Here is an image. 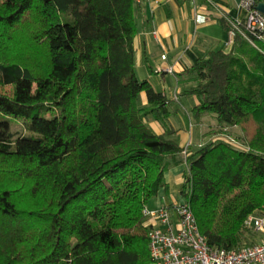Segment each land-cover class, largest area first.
<instances>
[{"label": "trees", "instance_id": "1", "mask_svg": "<svg viewBox=\"0 0 264 264\" xmlns=\"http://www.w3.org/2000/svg\"><path fill=\"white\" fill-rule=\"evenodd\" d=\"M137 9L0 0V264H152L144 212L182 163L180 197L209 246L257 242L245 238L264 212V54L239 36L185 73L194 119L214 116L217 134L250 149L216 140L185 158L171 100L137 76Z\"/></svg>", "mask_w": 264, "mask_h": 264}, {"label": "crops", "instance_id": "2", "mask_svg": "<svg viewBox=\"0 0 264 264\" xmlns=\"http://www.w3.org/2000/svg\"><path fill=\"white\" fill-rule=\"evenodd\" d=\"M197 16L205 21H197ZM224 16L241 20L245 13L241 0H153L137 9L139 34L135 39L137 76L167 96L172 103L170 123L177 131L181 148L198 149L215 141L220 134H210L216 128L214 116L194 119L192 111L199 105L196 96L185 95L192 77L185 75L200 58L212 52H229L228 29ZM142 104H147L145 94ZM157 135L162 128L150 123ZM236 129V128H235ZM186 165L182 163L165 174L168 189L161 190L149 211L184 203L183 189ZM181 200V201H179ZM174 219L176 215L173 214Z\"/></svg>", "mask_w": 264, "mask_h": 264}, {"label": "built area", "instance_id": "3", "mask_svg": "<svg viewBox=\"0 0 264 264\" xmlns=\"http://www.w3.org/2000/svg\"><path fill=\"white\" fill-rule=\"evenodd\" d=\"M132 1L137 6H143L153 0ZM260 2L262 0H241L244 19L224 16L228 29V47H232L240 36L264 54V14L257 10ZM199 20L204 22L205 18L197 16ZM216 140H222L238 150L250 151L229 136H218ZM189 146L185 147V158ZM144 213L147 217L145 227L148 228L152 264H264V216L251 215L246 221V227L260 236L259 241L226 250L209 246L207 239L200 233L191 206L185 201L156 211L146 209Z\"/></svg>", "mask_w": 264, "mask_h": 264}, {"label": "rangeland", "instance_id": "4", "mask_svg": "<svg viewBox=\"0 0 264 264\" xmlns=\"http://www.w3.org/2000/svg\"><path fill=\"white\" fill-rule=\"evenodd\" d=\"M3 59H5V57L3 56L2 57ZM5 93L11 95L12 94V88L11 87H6L4 90H3ZM41 115L42 116H45L47 118H52L53 117V113L52 112H41ZM24 123H25V120L24 119H16V118H13L11 119V130L14 134L16 135H21L22 133L24 134L25 133V128H24ZM210 133L211 134H216L219 132V129L216 127V128H210ZM231 133L233 134L234 137L238 136V134H240V131L238 129H233L231 130ZM181 201V200H179ZM152 203H155V199H153L148 206H152ZM254 215L256 216H264V212L263 213H258L256 212ZM246 242H255V241H258L260 239V236H246ZM249 239V240H248Z\"/></svg>", "mask_w": 264, "mask_h": 264}, {"label": "water", "instance_id": "5", "mask_svg": "<svg viewBox=\"0 0 264 264\" xmlns=\"http://www.w3.org/2000/svg\"><path fill=\"white\" fill-rule=\"evenodd\" d=\"M257 10L264 14V0L257 5Z\"/></svg>", "mask_w": 264, "mask_h": 264}]
</instances>
